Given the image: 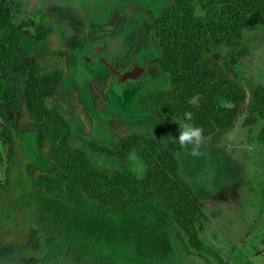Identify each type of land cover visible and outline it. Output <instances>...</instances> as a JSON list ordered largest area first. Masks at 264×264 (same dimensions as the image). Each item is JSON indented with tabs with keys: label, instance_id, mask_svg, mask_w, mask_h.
<instances>
[{
	"label": "rangeland",
	"instance_id": "374dc122",
	"mask_svg": "<svg viewBox=\"0 0 264 264\" xmlns=\"http://www.w3.org/2000/svg\"><path fill=\"white\" fill-rule=\"evenodd\" d=\"M4 1L32 35L22 40L23 51L43 70L62 71L47 104L59 105L73 146L99 168L143 177L147 166L138 156L110 158L91 144L117 149L133 134L160 140L175 151L181 175L200 196L207 217L196 222L206 246L199 252L160 201L121 212L82 192L37 194L33 182L40 172L60 174L46 160V136L34 131L24 84L13 75L11 100L3 107L9 141L0 127V264H264V121L244 126L254 90L264 87V27L252 24L236 47L210 40L206 67L241 85L247 100L231 128L197 139L165 112L172 77L160 65L156 25L175 0ZM198 1L189 4L204 16ZM226 4L218 2L217 9ZM39 27L49 30L45 40L37 39ZM118 38L123 51L114 59L106 61L103 53L97 63L85 59L100 42ZM244 47L248 54L238 61L235 52ZM191 102L200 105L201 98Z\"/></svg>",
	"mask_w": 264,
	"mask_h": 264
},
{
	"label": "trees",
	"instance_id": "16d2710c",
	"mask_svg": "<svg viewBox=\"0 0 264 264\" xmlns=\"http://www.w3.org/2000/svg\"><path fill=\"white\" fill-rule=\"evenodd\" d=\"M225 1L227 4L218 10L217 3ZM175 2L172 12L156 25L162 48L160 65L172 77L171 102L165 112L190 128L195 138L208 139L231 128L247 100L241 85L224 78L217 68L206 67L204 57L210 40L216 46L236 47L252 24L264 27V0H199L204 16L195 15L190 0ZM182 11L184 15L179 14ZM38 31L37 39L45 40L49 30L39 27ZM26 36L32 37L15 21L10 3L0 0V127L5 141H9V131L3 126V107L11 100L15 75L24 84V100L34 131L46 136V160L60 174L55 177L40 172L33 182L34 191L58 197L82 192L92 202L115 206L121 212L160 201L183 230L191 248L204 251L206 246L196 222L207 215L200 196L181 175L175 151L144 134L124 137L117 149L93 142L94 152L110 158L138 156L147 172L140 177L130 171L97 167L85 150L73 146L72 128L61 116L59 105L47 104L62 83V71L43 70L34 56L23 51L21 42ZM247 54L246 47L235 52L238 61ZM195 98H201L200 105L191 102ZM248 111L252 115L244 126L264 121L263 86L254 90ZM260 138L264 142V136Z\"/></svg>",
	"mask_w": 264,
	"mask_h": 264
},
{
	"label": "bare ground",
	"instance_id": "6f19581e",
	"mask_svg": "<svg viewBox=\"0 0 264 264\" xmlns=\"http://www.w3.org/2000/svg\"><path fill=\"white\" fill-rule=\"evenodd\" d=\"M92 51V54L85 55V59L89 62L97 63L99 61L98 58H96L98 53H104L103 55L105 56V58H107L109 54L116 56L119 53L121 54V52L123 51V46L121 43V39H110L105 42H100L99 45L97 44Z\"/></svg>",
	"mask_w": 264,
	"mask_h": 264
},
{
	"label": "flooded vegetation",
	"instance_id": "af4514ba",
	"mask_svg": "<svg viewBox=\"0 0 264 264\" xmlns=\"http://www.w3.org/2000/svg\"><path fill=\"white\" fill-rule=\"evenodd\" d=\"M98 54H100V53H98ZM104 54V53H103ZM107 56V55H106ZM116 56L115 55H112V54H109V56H107V58H105V56H104V58H105V60L106 61H110V60H112V59H114Z\"/></svg>",
	"mask_w": 264,
	"mask_h": 264
},
{
	"label": "crops",
	"instance_id": "0c3cea01",
	"mask_svg": "<svg viewBox=\"0 0 264 264\" xmlns=\"http://www.w3.org/2000/svg\"><path fill=\"white\" fill-rule=\"evenodd\" d=\"M118 39H119V38H118ZM118 39H116V40H118ZM113 40H115V39H113ZM117 55H118V54H117ZM117 55H116V56H117Z\"/></svg>",
	"mask_w": 264,
	"mask_h": 264
}]
</instances>
